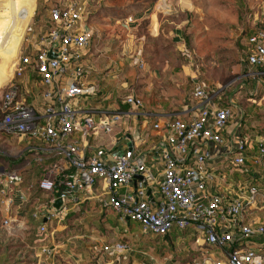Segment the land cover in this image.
Masks as SVG:
<instances>
[{"label": "built area", "instance_id": "2783aa9c", "mask_svg": "<svg viewBox=\"0 0 264 264\" xmlns=\"http://www.w3.org/2000/svg\"><path fill=\"white\" fill-rule=\"evenodd\" d=\"M86 4L59 0L47 6L50 27L33 44L25 33L0 88L5 264H82L63 258L76 236L59 235L58 229L71 212L94 200L118 222H136L141 232H177L185 245L179 252L193 253L182 264H264V222L256 215L264 209V171H255L264 169V128L250 141L236 136L230 126L239 130L241 116L233 103L222 101L220 88L195 77L194 105L184 117H152L131 89L119 100L127 109L101 106L111 91L100 95L89 78L85 56L93 38ZM248 13L239 61L252 74L264 71V4ZM133 22L131 15L122 20L125 26ZM50 48L52 58L46 56ZM143 65L136 60L138 68ZM130 115L150 119L158 135L154 146L144 149L131 141L129 148L124 142L118 148L128 139L120 123ZM114 130L118 136L111 144H94ZM105 248L131 251L126 240Z\"/></svg>", "mask_w": 264, "mask_h": 264}, {"label": "rangeland", "instance_id": "374dc122", "mask_svg": "<svg viewBox=\"0 0 264 264\" xmlns=\"http://www.w3.org/2000/svg\"><path fill=\"white\" fill-rule=\"evenodd\" d=\"M57 1L59 0H35V7L27 21V15L22 16L23 14L20 12L23 0H0V15L6 13L8 9H11L10 14L12 12L16 14L15 21L5 22L0 19V30L5 27L7 31L8 27H12L20 20L24 23L27 22L18 48L22 45L25 33L26 40H29L31 44L35 43L50 27L47 20V6ZM161 1L87 0L86 25L92 31V38L96 39L97 34H101V38L98 37L99 43L103 39V42L108 41L111 45L110 49L115 54L111 63L114 66L117 64L112 73L115 82L111 81L112 85L106 84L104 80L99 82L100 95L111 91L110 97L108 100H104L101 106H106L109 103L110 106L112 104V106L124 110L126 107L123 108L119 100L131 89L141 97L144 108L145 105L153 106L157 101L156 104H164V106L169 104L165 110H170L176 105L173 104V100H178L179 93L188 96L186 93H188L191 83L187 75L192 74L191 76L201 79L215 88H220L222 99L225 98L226 101L230 99L235 108H241L240 126H243L246 131H263L264 71L246 74L247 67L239 59L242 57L246 46V34L249 29L248 12L254 10L258 4H264V0H172L171 2L177 6L172 10L171 15L164 20L162 19L158 35L152 36L147 29L149 23L160 15L156 13L155 8L159 7L158 4ZM160 6L165 8L162 4ZM18 13L20 14L18 15ZM91 13L93 15L90 16ZM128 15L134 19L133 23L126 25L129 30L116 22L117 18ZM40 20L42 23L39 24ZM103 29H107L108 33L114 35L105 39L106 30L104 34L103 32H95V30L103 31ZM132 29L138 33L132 35ZM140 33L141 37L137 40L135 35L138 36ZM123 35L125 37L128 35V38H123ZM119 40L132 41L133 45L124 47L127 50L123 52V47H119ZM137 42L139 45L142 44L141 51L144 54L142 57L135 56L134 51V53L130 52V49H135ZM92 43H95V40ZM118 49L119 52L115 53ZM124 58L126 62H130L126 71L123 68ZM136 60L142 61L143 68L152 74L153 72L157 73L156 68H159L158 73L163 74L160 68L161 65L165 66L168 70L164 71L170 73L171 79L164 84H157L155 81L150 82L149 85L147 82L140 85L135 83V74L141 70L136 66ZM154 66L155 69H153ZM11 71L12 67L10 74ZM126 74L129 76L127 83L125 86H121L119 81L125 80ZM236 115H233V119L236 118ZM255 171L260 174L264 169L261 166L255 167ZM85 205L68 220L77 224L78 227L81 225L80 231L90 234L93 238L111 239V231L104 221H106L107 216V220L113 222L112 216L109 213L104 215L99 213L96 201H91ZM256 213L264 222V209L257 210ZM137 225L136 222L129 223L133 232H138ZM151 236L150 234L142 235L131 240L136 244L142 237V244L146 243L144 245L148 247L150 252L154 241L161 243L157 238L150 241ZM152 250L155 251L154 256H157L161 262L164 249L161 248L158 251L157 248H154Z\"/></svg>", "mask_w": 264, "mask_h": 264}, {"label": "crops", "instance_id": "0c3cea01", "mask_svg": "<svg viewBox=\"0 0 264 264\" xmlns=\"http://www.w3.org/2000/svg\"><path fill=\"white\" fill-rule=\"evenodd\" d=\"M171 1L172 0H162L158 4L159 7L155 8L156 13H158L160 15L158 16V14H157L158 18L155 17L154 21H151L149 23V26H148L149 28L147 29V31L150 32L152 34V36L158 35V30H160L162 19L164 20V18L171 15L172 10H174L175 6H177V5H174ZM160 4L164 5L165 8H161ZM34 7H35V0H31L29 3H27V21L29 20L31 14L33 12ZM91 15H93V13H91L90 16ZM154 15H156V14L154 13ZM123 18H122V16H121V18H117L118 20H116V22H119V24H121V27L128 29L129 27L127 28L125 25L122 24ZM105 22H107V21H105ZM103 25L105 26V23ZM105 30H106V33L104 35L105 39L110 38L112 35H114L113 33L112 34L108 33L107 29H105ZM105 30L104 29H103V31L95 30V32H97V33L103 32V34H104ZM136 32L137 31L132 29V35H133V33H136ZM97 36L99 38H101L100 37L101 34H97ZM98 37H96V39H93V41L95 40V43H91V46L89 47L87 54L85 56V60H86V64H87L86 66L88 67V69L91 72L89 78L98 86H99V82L101 80H104V82H106V84L112 85L111 81H114V79H113L114 76L112 74L113 69L115 67H117V64H116V66H114L111 63L112 58H114L115 54H114V51L112 49H110L111 45H109L108 41L103 42L104 41V39H103L102 42L99 43ZM135 37L137 40H139V38L141 37V33L138 34V36L135 35ZM123 38L127 39L128 35L126 37L123 35ZM132 45H133L132 41H129V40L128 41H126V40L121 41V40H119V47L120 46L123 47V52H125L127 50L125 48H127L128 46H132ZM141 50H142V44L139 45V42H137L135 49H133V48L130 49V52L131 53L135 52V54H134L135 56L139 55L140 57H142V55H144V54H143V51H141ZM118 52H119V49L115 53H118ZM112 55H113V57H112ZM125 58L123 59V65H124L123 68L126 71L130 62L129 63L126 62ZM134 58H136V57H134ZM133 61H132V63H133ZM118 62L121 63V61H119V60H118ZM132 63H131V65H132ZM120 68H122V67H120ZM153 69H155V66ZM158 69L159 68H156L157 73L153 72V74H152V72L150 73V72H148L147 69H144V68L139 70L140 73L137 72L135 74V79H134V81H136L135 83L140 85L143 83L145 84V82H147V85H149L150 82L152 83V81H155V82H157V84H159V83L164 84L165 82H167L171 79V76L169 75L170 73L167 71H164V70H168V68L161 65L160 71H163V74L158 73ZM27 74L30 76V78L32 77L30 72H27ZM191 75L190 74L187 75L189 81H190V78L193 77ZM124 78H125V80L122 79L121 81H119L121 86L126 85L127 80H128L127 78H129L128 74H126V77L124 76ZM186 94H188V96H183L185 94L179 93L180 97L178 98V100H175V99L173 100L174 101L173 104H176L178 107L175 105L170 110H165V107L168 106L169 104H167L165 106H164V104H162V105L156 104L157 101L155 102V104L153 106L145 105V108H144V106H143V108L145 111L152 112L154 115L152 117H154V118L178 117V116L184 117L187 115L186 113L188 112V110H190L194 105V101L190 96V87H189L188 93H186ZM224 99L225 98H223L222 101ZM179 102H181V103H179ZM171 105H172V103H171ZM233 105H234V103H233ZM234 107H235V105H234ZM125 109H127V107ZM235 110H236V112L238 111L239 113L238 112L237 113L240 115L241 108L236 107ZM149 120L150 119L148 117L139 116V117L134 118L131 115L129 118H124L122 120V123H120V126L126 128V135H127L128 139L120 141L119 143L120 144L122 143V145H120L118 143L117 144L118 148H123V142L126 144V146H128V144L131 145V141L133 142L132 143L133 146H135V145L143 146L144 149L154 146L158 141V135H156L155 133H153V131L150 130L149 123H148ZM230 127H232L231 131L235 132L236 136L245 135L246 137H250L248 139L249 141L251 139L255 138L256 136L261 135L263 132V131H261V132L257 131L256 132L254 130L246 131L243 128V126H239V130L237 128H235L233 130V126H230ZM116 130H114V132L110 136H107L104 134L100 135V137L98 139L93 141L94 144L97 145V144L103 143V145L108 146L109 144H111V140H112L111 138L118 136V133ZM230 136H232V135H230ZM89 202H91V201H88L87 203H89ZM78 210L71 212L68 215V218L73 217V215L76 214L78 212ZM0 211H1V208H0ZM98 212L101 213L102 215L109 213L112 216L113 222H109V220H107V216H106V221H104L107 224V227L109 228V230L111 231L112 238L109 240L104 239V237H103V239L102 238H99V239L93 238L90 234L80 231L79 227L81 228L82 227L81 225L78 227L77 224L71 223V220H68L67 222L64 223V225H65L64 229H58V234L63 235V234H69L70 233V234L75 235L76 238L70 242L69 246L67 245L66 254H68V255H66L63 258L69 259V257H70V258L75 259L74 261L78 260L82 264H182L187 259H189V257H187L188 254H189V256L191 254H193L191 252L188 253L187 251H186L187 254L185 252H182V251L179 252L180 248L183 247V249H184L185 245H183L182 243H179L177 241L178 239L175 238V236L177 235V232H171L168 236H163V237L151 236L150 241L155 239V238H157L158 240L161 241V243L159 241H156V242L154 241L152 249H154V248H157V250L158 249L161 250V248L164 249V255H163L161 262H160L157 259L158 257L154 256L155 251H153L151 249V251L149 252L148 247H145V245H144L146 243L142 244L143 243L142 237L139 238V240L140 239L141 240L136 244L133 243V241L131 240V239L136 238L137 236L148 235L147 233L141 232L139 225H137L138 226V228H137L138 232H133L129 226V223L133 222V221L125 220L123 222H118L116 220L115 215L111 211H109V209L100 208L99 204H98ZM21 235L23 236V238L26 237L25 232L22 233ZM118 240H126L131 247V251L127 254H120V253L112 251L111 249L105 248L106 245L111 244L113 242H116ZM69 253H71L70 256H69ZM5 258H6V255H5L4 250L0 249V264H5ZM169 258L171 259V261H169ZM53 263H54V261H53ZM57 264H61V263H57Z\"/></svg>", "mask_w": 264, "mask_h": 264}, {"label": "bare ground", "instance_id": "6f19581e", "mask_svg": "<svg viewBox=\"0 0 264 264\" xmlns=\"http://www.w3.org/2000/svg\"><path fill=\"white\" fill-rule=\"evenodd\" d=\"M14 1V0H13ZM19 1V0H17ZM21 4V14L22 16L27 15V3H29L31 0H23ZM11 2V1H10ZM11 9H8V11L4 14L0 15V19H3L5 22H9L11 20L15 21V12H12L10 14ZM20 13H18L19 15ZM27 23V22H26ZM26 23L24 22H17L13 24L12 27H8L7 31L6 28L3 27L0 30V56L2 60L0 61V86L7 80V78L10 76V70L11 67L13 68L14 64V56L17 54L18 51V45L21 40L22 33L24 31V28L26 26ZM9 25V24H7Z\"/></svg>", "mask_w": 264, "mask_h": 264}, {"label": "water", "instance_id": "95a60500", "mask_svg": "<svg viewBox=\"0 0 264 264\" xmlns=\"http://www.w3.org/2000/svg\"><path fill=\"white\" fill-rule=\"evenodd\" d=\"M55 45H56V43H53L52 46H51V48L54 47ZM51 48L48 49L47 52H46V56L49 57V58H52V57L55 56V55L52 53ZM129 147H130V145L128 144V148H129ZM58 204H59V199H56L54 205L57 206Z\"/></svg>", "mask_w": 264, "mask_h": 264}, {"label": "trees", "instance_id": "16d2710c", "mask_svg": "<svg viewBox=\"0 0 264 264\" xmlns=\"http://www.w3.org/2000/svg\"><path fill=\"white\" fill-rule=\"evenodd\" d=\"M39 15V14H38ZM48 20V19H47ZM41 21V22H40ZM39 21V24L42 23V20ZM123 108L127 107L126 105L122 106Z\"/></svg>", "mask_w": 264, "mask_h": 264}]
</instances>
